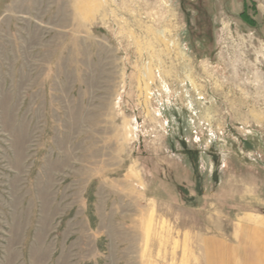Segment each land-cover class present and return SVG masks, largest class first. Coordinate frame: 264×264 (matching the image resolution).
<instances>
[{
	"label": "rangeland",
	"instance_id": "1",
	"mask_svg": "<svg viewBox=\"0 0 264 264\" xmlns=\"http://www.w3.org/2000/svg\"><path fill=\"white\" fill-rule=\"evenodd\" d=\"M244 219L264 0H0V264H204Z\"/></svg>",
	"mask_w": 264,
	"mask_h": 264
},
{
	"label": "crops",
	"instance_id": "2",
	"mask_svg": "<svg viewBox=\"0 0 264 264\" xmlns=\"http://www.w3.org/2000/svg\"><path fill=\"white\" fill-rule=\"evenodd\" d=\"M244 221L243 226L253 228L252 232L204 237V264H264V224Z\"/></svg>",
	"mask_w": 264,
	"mask_h": 264
},
{
	"label": "trees",
	"instance_id": "3",
	"mask_svg": "<svg viewBox=\"0 0 264 264\" xmlns=\"http://www.w3.org/2000/svg\"><path fill=\"white\" fill-rule=\"evenodd\" d=\"M182 4L183 6L185 5V2L182 1ZM239 19L244 22L246 25H248L249 27H254V22L252 21V17H249L248 15H246V12L245 11H242L240 14H239ZM209 31H210V28H209ZM187 147L186 144H184V148ZM187 151H189L191 154H192V150L191 149H186ZM196 153V152H193V154ZM197 155V154H195ZM195 169L198 170V165H196ZM199 180H201V177H199ZM199 190V189H198Z\"/></svg>",
	"mask_w": 264,
	"mask_h": 264
}]
</instances>
